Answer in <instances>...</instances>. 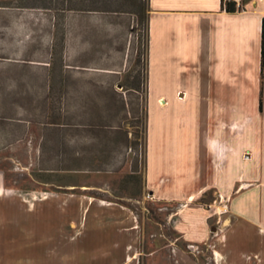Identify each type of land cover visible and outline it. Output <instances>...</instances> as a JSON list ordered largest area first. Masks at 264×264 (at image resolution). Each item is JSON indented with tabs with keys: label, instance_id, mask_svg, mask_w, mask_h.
<instances>
[{
	"label": "rangeland",
	"instance_id": "374dc122",
	"mask_svg": "<svg viewBox=\"0 0 264 264\" xmlns=\"http://www.w3.org/2000/svg\"><path fill=\"white\" fill-rule=\"evenodd\" d=\"M128 13L135 14L132 32L118 28L133 18ZM146 18L145 0H0V201L23 203L1 212L27 218L25 234L31 235L40 215L52 211L54 244L62 228L71 251L77 236L98 232L94 218L111 224L131 216L141 235L135 264H264V230L229 211L242 178L236 168L213 163L209 187L194 200L209 216L210 237L200 247L183 241L175 228L183 202L160 201L145 187ZM95 25L102 31L97 43ZM137 36L144 56H135ZM150 83L149 154L164 156L160 169L184 167L180 152L190 148L195 132L175 124L180 108L172 104L159 138L156 71ZM116 90L127 93L126 112ZM251 150V165H258L264 146ZM33 203L38 209L30 208ZM30 243L19 242L27 251L35 249ZM45 246L38 241L37 257L21 261L48 263ZM70 255L66 260L75 263Z\"/></svg>",
	"mask_w": 264,
	"mask_h": 264
},
{
	"label": "crops",
	"instance_id": "0c3cea01",
	"mask_svg": "<svg viewBox=\"0 0 264 264\" xmlns=\"http://www.w3.org/2000/svg\"><path fill=\"white\" fill-rule=\"evenodd\" d=\"M145 1L146 189L160 201L183 202L179 209L183 213H177L175 228L183 241L200 247L210 237L209 216L204 208L194 204V200L209 187L213 163L221 162L229 171L236 168L242 177L238 180L239 195L229 211L231 208L239 221L264 230V154L258 159V165H251L256 161L252 145L264 146V0H244V8L233 13L224 9L223 0ZM129 15L133 18L124 25L126 27L119 25L118 28L128 27L132 32L135 14ZM101 37L102 31H98V25H95L94 42L101 41ZM128 45L125 39V50ZM134 49L135 56H144V43L140 44L138 36ZM125 56L126 51L123 58ZM155 71L159 85L157 108L161 113L158 117L159 138L164 135L165 112L172 104L180 108L175 111V124L195 132L190 148L186 147V151L183 148L180 152L187 161L184 167L169 163L160 169L166 161L164 156L157 154L158 158L154 160L149 154L150 73ZM169 82H177V85L171 89L164 88ZM116 92L122 96V109L126 112L127 93ZM190 106L194 109L189 110ZM245 155L246 158L243 157ZM33 204L30 208L38 209L37 204ZM21 205L23 203L0 201V264H38L36 260L30 263L21 260L22 257H37L38 241L43 239L48 257L46 264H135L141 235L131 216L127 219L117 217L111 224L106 217L94 218L92 223L100 224L99 229L95 227L98 232L77 236L71 251L65 243L69 235L62 228L57 229L60 240L54 244L52 211L40 215L39 228L35 223V232L31 235L25 234L27 218L16 211L1 212L5 208L21 209ZM43 208L48 209V204L45 203ZM187 213L194 214L196 218L184 220ZM61 222L56 223L60 226L63 220ZM26 240H30L35 249H22L19 242ZM178 251L176 253L181 256V250ZM70 254L76 258L75 263L66 260Z\"/></svg>",
	"mask_w": 264,
	"mask_h": 264
},
{
	"label": "trees",
	"instance_id": "16d2710c",
	"mask_svg": "<svg viewBox=\"0 0 264 264\" xmlns=\"http://www.w3.org/2000/svg\"><path fill=\"white\" fill-rule=\"evenodd\" d=\"M223 7L224 9L229 12V13H233L236 12V8H235V4L233 2H229L226 5L223 3ZM50 8V7H47ZM68 10H79V11H97L98 9H86V8H72L69 7ZM262 56L264 57V23H263V28H262Z\"/></svg>",
	"mask_w": 264,
	"mask_h": 264
},
{
	"label": "built area",
	"instance_id": "2783aa9c",
	"mask_svg": "<svg viewBox=\"0 0 264 264\" xmlns=\"http://www.w3.org/2000/svg\"><path fill=\"white\" fill-rule=\"evenodd\" d=\"M229 2H233L235 4V8L237 11L244 8V0H223V3L225 5Z\"/></svg>",
	"mask_w": 264,
	"mask_h": 264
}]
</instances>
